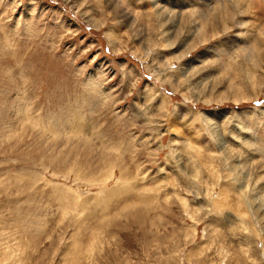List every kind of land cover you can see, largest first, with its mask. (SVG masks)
<instances>
[{"label": "rangeland", "instance_id": "rangeland-1", "mask_svg": "<svg viewBox=\"0 0 264 264\" xmlns=\"http://www.w3.org/2000/svg\"><path fill=\"white\" fill-rule=\"evenodd\" d=\"M0 264H264V0H0Z\"/></svg>", "mask_w": 264, "mask_h": 264}, {"label": "bare ground", "instance_id": "bare-ground-1", "mask_svg": "<svg viewBox=\"0 0 264 264\" xmlns=\"http://www.w3.org/2000/svg\"><path fill=\"white\" fill-rule=\"evenodd\" d=\"M256 140V139H255Z\"/></svg>", "mask_w": 264, "mask_h": 264}]
</instances>
